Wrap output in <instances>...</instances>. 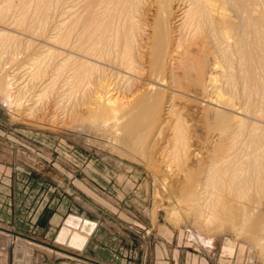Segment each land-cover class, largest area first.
<instances>
[{
	"label": "bare ground",
	"instance_id": "6f19581e",
	"mask_svg": "<svg viewBox=\"0 0 264 264\" xmlns=\"http://www.w3.org/2000/svg\"><path fill=\"white\" fill-rule=\"evenodd\" d=\"M47 1L39 2L46 9L40 11L44 12L40 15L39 33L54 42V46L45 44L42 52L50 58L54 55L51 79L62 83L57 87L59 97H65L64 90L73 95L76 88L82 89L84 85L83 89L90 90L88 95L92 99L89 110L100 115H117L113 120L119 121L115 123L120 126L116 129L127 134V138L135 137L136 133L141 136L144 123L157 118L158 125L163 127L167 121L161 119V111L162 115H171L174 130L164 138L165 146L173 155V150L181 149L183 157L193 160L190 156L193 154L196 161L203 156L199 157L200 151L191 148L181 114L173 120L177 114L174 106L168 103L163 110L158 107L163 93L160 86L169 83L176 93L195 92L216 105L211 111L220 118L214 124H224L222 132L226 135L220 145L218 141L212 150L210 147V153L204 158H208L204 178L191 192L192 205L203 224L213 223L221 216L230 218L227 215L233 214L234 200L231 202L223 191L229 195L235 191L238 196L251 188L264 192V0H85L80 2L85 3V9L78 8L84 11H76L80 14L77 16L73 11L79 0H54L53 5L52 0ZM153 6L156 15L149 21L148 12ZM50 18L54 23L51 32L46 34L48 24H52ZM2 73L0 89L5 81ZM97 74V83H94L96 79L93 82L92 78ZM114 77L125 81L123 90L139 99L136 104L124 106L118 98ZM145 78L149 82L141 85L140 81ZM183 79H201L200 90H193ZM40 82L43 84V79ZM13 93L8 90L2 94L7 101L15 103L17 95ZM44 93L39 92V97ZM235 108L243 114L237 119L230 112ZM242 206L245 223L253 213ZM75 225L79 232L70 230ZM94 225L93 221L68 216L60 231L63 243L81 248Z\"/></svg>",
	"mask_w": 264,
	"mask_h": 264
},
{
	"label": "rangeland",
	"instance_id": "374dc122",
	"mask_svg": "<svg viewBox=\"0 0 264 264\" xmlns=\"http://www.w3.org/2000/svg\"><path fill=\"white\" fill-rule=\"evenodd\" d=\"M41 1L45 3L47 0H0V33H4L0 34V66L1 69L2 67L5 69H2L3 73L0 69V73L5 76L0 89V173L5 171L4 164H11L19 171L21 166H27L26 160H31L39 165L28 166L30 168L38 166L41 177L48 180L63 178V174L68 179H74L75 177L71 175L74 172L78 174L77 178L100 179L105 187L100 192L101 197L96 196L99 193L95 194L94 190L91 194L93 192L92 195L104 204L106 216L109 220L129 221L133 229L126 240H155L158 257H163L167 252L159 242L171 240L172 250L167 253H175L181 264H264V238H260L264 236L263 191L257 192L251 188V191H246V195L239 196L235 191H231L230 195L223 191V194L231 198V202L234 200L233 214L227 215L230 218L221 216L225 218H217L210 224H203V220L198 218L192 205L191 192L204 178L208 159L204 158L210 153V147L212 150L216 145H220L226 135V132H222L224 124H214L220 118L212 113L216 105L195 92L184 94L177 91V94L174 91L175 87L170 84L171 89L169 83L160 86L163 93L158 107L163 110L168 103L174 106L177 114L173 120H177L181 114V124L187 129L190 144L193 145L191 148L200 151L199 157L203 156L202 160L196 161L197 158L193 154L190 155L193 160L187 159L186 156L183 157L181 149L179 152L173 150V153L175 152L173 155L165 146L164 138L174 130L175 123L171 120V115H162L161 111V119L167 121L163 127L160 128L157 118L153 122H146L147 125L144 123L145 127L142 126L140 131L142 134L139 133L141 136H137L136 133L135 137L132 135L127 138V134L116 129L120 126L115 123L119 121L113 120L117 119V115H100L89 110L92 99L89 97L90 90L86 89L88 92L86 93L83 89L84 85L82 89L78 87V90L75 85L73 95L64 90L63 98L66 100L63 101L62 96L59 97L57 93V87H61L62 83L57 81L59 84L56 82V85L51 79L55 65L54 55H50L53 57L51 59L42 52L45 51L43 47L45 44L54 46V42L44 37L45 35L41 36L42 32L39 33V27L42 25L40 15L44 12L40 11H46L42 9V3L40 9ZM81 1L85 2L79 0L73 11L74 16L80 15L76 13L80 6L85 9V3H80ZM51 3L53 5L54 0ZM84 9L79 10V13H83ZM151 9L148 12L149 21L156 15L155 6ZM51 20L52 18L49 23ZM53 23L54 19L52 24H48L49 31L46 34L51 32ZM39 53L45 56L42 57ZM34 64L37 66L32 69ZM39 69L43 72L39 73ZM97 76L98 74L92 78L93 82L96 79L94 83H97ZM40 78L43 79V84ZM7 79L12 81V84H9ZM121 79L115 77L113 79V83L116 81L115 88L119 90L118 98L124 106L128 103L136 104L139 99L132 96L129 91L126 93L123 90L125 81ZM148 82L145 78L140 84L145 85ZM183 82L197 91L202 85L201 79H183ZM8 90L12 93L15 91L13 93L17 95L15 103L7 101L3 95ZM41 91L46 93L39 97ZM124 92L128 97H124ZM68 100H71V103ZM238 111L237 108L230 111L235 115L234 119L242 114ZM221 132L222 134L218 135ZM9 145L11 151L7 156ZM164 149H167L166 152ZM240 196L243 198L238 199ZM242 205L253 213L245 223L242 222L244 220L241 210L245 209ZM127 211L132 212V215L128 213L131 220L123 213ZM9 240L13 242L17 240L24 244H18V247L25 248V245L32 244L9 235L5 230L0 231V264H5L4 254L9 252ZM58 241L61 243L55 242L57 245L72 249L66 243L62 244L65 241L60 234ZM42 248L39 247V250L46 251V248ZM169 263L168 259H162L156 264ZM145 264L155 262L149 261Z\"/></svg>",
	"mask_w": 264,
	"mask_h": 264
},
{
	"label": "crops",
	"instance_id": "0c3cea01",
	"mask_svg": "<svg viewBox=\"0 0 264 264\" xmlns=\"http://www.w3.org/2000/svg\"><path fill=\"white\" fill-rule=\"evenodd\" d=\"M10 151L9 145L7 156ZM26 161L27 166H21L19 171L11 164H4L5 171L0 173V227L9 235L32 243L24 248L18 247V244L24 245L22 242L9 240V252L4 254L5 264H145L149 261L156 264L162 259H168L169 264H181L175 253H167L172 250L171 240L159 242L167 250L163 257H158L155 240H126L133 227L129 221L109 220L106 216L107 210L99 200L100 192L105 188L100 179L77 178L78 174L74 172L70 173L74 179L63 174V178L48 180L41 177L38 166H28L39 165L37 162ZM91 191L99 193L96 195L99 198ZM123 213L131 220V211ZM70 215L95 223L81 248L68 249L55 243L59 242L64 220ZM75 227L69 228L79 232ZM39 247L46 248V251L39 250Z\"/></svg>",
	"mask_w": 264,
	"mask_h": 264
},
{
	"label": "water",
	"instance_id": "95a60500",
	"mask_svg": "<svg viewBox=\"0 0 264 264\" xmlns=\"http://www.w3.org/2000/svg\"><path fill=\"white\" fill-rule=\"evenodd\" d=\"M0 229H2V230H6L5 228H2V227H0ZM8 231H9V230H8ZM12 233H14V234H16V235H20V236L26 237V238H28V239H30V240H35V241H37V242H39V243L46 244V245L51 246V247H56V246H53V245H51V244H48V243H45V242L39 241L38 239L31 238V237H29V236H25V235L20 234V233H18V232H12Z\"/></svg>",
	"mask_w": 264,
	"mask_h": 264
}]
</instances>
